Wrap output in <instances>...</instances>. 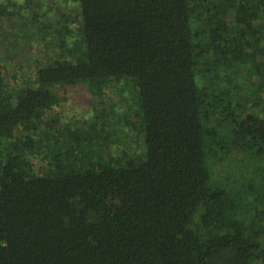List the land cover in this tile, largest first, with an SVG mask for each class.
Wrapping results in <instances>:
<instances>
[{"label": "trees", "instance_id": "16d2710c", "mask_svg": "<svg viewBox=\"0 0 264 264\" xmlns=\"http://www.w3.org/2000/svg\"><path fill=\"white\" fill-rule=\"evenodd\" d=\"M73 1L54 58L0 64V264H264V0ZM79 84L132 91L143 150L57 146L36 173L32 136Z\"/></svg>", "mask_w": 264, "mask_h": 264}, {"label": "rangeland", "instance_id": "374dc122", "mask_svg": "<svg viewBox=\"0 0 264 264\" xmlns=\"http://www.w3.org/2000/svg\"><path fill=\"white\" fill-rule=\"evenodd\" d=\"M9 2L13 5L14 13L0 20V64L6 68L9 75H19L13 80H25L31 76L30 71L54 58L59 51L58 31L63 29V24L58 23L65 20L62 15L64 12L69 15L67 20L69 26L76 27L77 23L71 21L76 3L73 0H9ZM17 9H20V13L16 11ZM34 13L37 14L36 17ZM65 43L68 44L67 41ZM216 80L219 81L218 77ZM238 80L245 81L241 74ZM226 81V75L221 74L218 83L226 88L228 86ZM234 81L240 83L237 78ZM242 86L245 91L254 88L248 80ZM58 92L61 101L48 109L46 115L48 125L40 123L32 136L34 145L31 151L27 152V158L35 164L36 173L42 172V168L50 160L51 151L57 146H60L62 157H65V149L71 146L84 153L93 152L95 148H103L104 152L107 150V154L117 158L131 157L143 150V134L135 118L136 101L129 88L114 86L107 90L103 97L93 95L85 84L65 86ZM262 103L259 102L257 106L247 104V110H253L261 116ZM72 132L78 133L75 141L71 140ZM24 134L25 132L19 130L15 132L17 136ZM245 164L240 154L233 153L222 160L220 164L222 167L216 169L214 173L222 178L227 171L235 173L238 169L243 170L242 166Z\"/></svg>", "mask_w": 264, "mask_h": 264}]
</instances>
